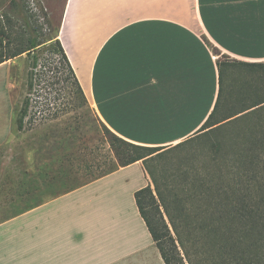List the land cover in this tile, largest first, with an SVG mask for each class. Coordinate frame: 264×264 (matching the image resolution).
Here are the masks:
<instances>
[{
  "label": "crops",
  "instance_id": "obj_1",
  "mask_svg": "<svg viewBox=\"0 0 264 264\" xmlns=\"http://www.w3.org/2000/svg\"><path fill=\"white\" fill-rule=\"evenodd\" d=\"M57 37L106 127L135 144L169 146L211 112L218 54L264 61V0H65ZM14 116L12 104L0 113V142ZM34 154L27 149L22 168L9 166L7 185L34 204L0 217V264H148L149 256L164 264L134 198L152 186L140 160L47 196Z\"/></svg>",
  "mask_w": 264,
  "mask_h": 264
},
{
  "label": "trees",
  "instance_id": "obj_2",
  "mask_svg": "<svg viewBox=\"0 0 264 264\" xmlns=\"http://www.w3.org/2000/svg\"><path fill=\"white\" fill-rule=\"evenodd\" d=\"M9 34L0 30V47L12 42ZM24 35L22 31L16 36V41L21 37L19 44L7 52H0V63L24 52L27 54L26 87L29 93L40 84L34 71L38 63L36 46L42 42L28 37L24 40ZM49 39H52L48 44L50 53L58 57L67 70L64 81L71 80L73 93L77 94L74 105L80 107L87 104L57 37V30ZM229 61H217V97L207 119L194 135L219 129L222 123L213 125L231 117L223 123L238 124L242 128L240 132V128L237 129V138L229 145L233 149L222 152L223 143L216 142L215 147L221 155L214 158L215 167L188 166V169L173 170L163 166L157 172V164L167 159L168 153L194 136L169 146L140 145L119 137L101 122L107 141L118 159V166L140 160L153 184L154 189L148 184L136 190L134 198L164 264H264V61ZM236 65L250 68L258 84L251 87L249 80L247 86L239 91V104L223 105L225 88L222 70L224 66L228 69ZM30 107L31 98L26 94L15 117L20 131L25 128ZM231 150L233 157H229ZM82 184L66 187L60 193Z\"/></svg>",
  "mask_w": 264,
  "mask_h": 264
},
{
  "label": "rangeland",
  "instance_id": "obj_3",
  "mask_svg": "<svg viewBox=\"0 0 264 264\" xmlns=\"http://www.w3.org/2000/svg\"><path fill=\"white\" fill-rule=\"evenodd\" d=\"M64 2L65 0H0V30L9 32V37L13 38L10 44L0 47V52H7L19 44L21 37L16 41V36L21 35L22 31L25 32L24 40L28 37L42 42L36 46L38 63L34 71L40 84L35 85L29 93L26 87L27 54L24 52L0 63V113L6 112L12 104L16 117L22 98L26 94L31 98L25 128L18 130L16 122L13 121L8 137L0 142V217L15 212L24 205L34 204L20 203L17 192L9 187L12 184L7 185L8 172H12L9 166L13 164L16 168H22L27 149L35 153L32 164L42 167L41 179L45 178L46 183L40 186V191H45L47 196L60 193L66 187L86 183L119 165L95 110L88 104L80 107L74 105L77 94L73 93L71 80L64 81L67 70L48 49V44L52 41L49 37L58 31ZM2 38L5 42L6 39ZM208 45L215 54L218 53L214 46L209 43ZM218 55L224 62L231 60L225 54ZM222 72L225 88L223 105L239 104V91L247 86L246 82L249 80L251 87L258 84L255 73L248 67L236 65L227 69L224 66ZM231 118L213 125L222 123L219 129H210L197 136H194L196 133L190 135L194 137L184 142L181 147L173 149L167 154V159L157 164V172L163 166L173 170L188 169V166L215 167L214 158L221 155L215 147L216 142L223 143L221 151L224 152L226 149H233L229 145L237 138L239 125L223 123ZM231 156L233 157L232 150L229 151V157ZM119 182L121 180L105 185L104 189L115 188ZM33 185L29 187L30 197L38 199L41 192L38 193V185ZM33 187L37 190H33ZM151 187L154 189L153 184ZM8 189L11 190L9 193ZM104 189L98 190V199L103 198ZM119 191L116 190L115 195H119ZM8 196L12 198V202L6 199ZM124 196L125 198L119 195L121 204L126 207L129 198ZM105 204L106 202L103 205ZM164 217L168 222L167 217ZM169 227L173 233L170 224ZM137 241L140 242V236ZM143 255L144 252L140 251L137 256ZM147 262L157 264L156 259L151 256L147 258Z\"/></svg>",
  "mask_w": 264,
  "mask_h": 264
}]
</instances>
